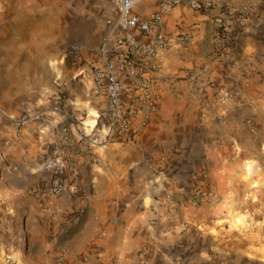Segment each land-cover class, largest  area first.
I'll return each instance as SVG.
<instances>
[{"label": "crops", "instance_id": "1", "mask_svg": "<svg viewBox=\"0 0 264 264\" xmlns=\"http://www.w3.org/2000/svg\"><path fill=\"white\" fill-rule=\"evenodd\" d=\"M186 1L163 16L162 31L169 37L186 34L188 40L169 41L149 64L156 108H140L132 120V136L109 133V104L93 94L87 69L69 67L56 80L54 101L25 127L18 129L5 113L0 264L4 256L15 264H55L58 255L63 264H136L142 247L152 249L156 264H215L220 253L228 254L229 264H238L240 254L249 253L238 248L224 252L218 227L222 208L216 209L214 199L189 200L185 191L190 172L204 168L210 191L220 193L231 160L247 156L239 150L247 123L264 115L258 64L264 52V0H218L206 12L189 8ZM28 2L0 0V23L7 21L5 16L29 14ZM95 3L105 15L99 25L102 38L109 30L106 18L117 12L111 0ZM242 7L249 9L246 16L227 17L231 50L218 59L221 44L213 17ZM157 9V2H141L134 12L147 18ZM98 38L78 44L84 60L95 65L102 64ZM118 51L110 46L109 56ZM66 115L78 122L77 129L71 128L69 148L75 173L66 171V190L51 197L42 193L52 182L42 163L60 125L69 124ZM168 195L176 203L174 223L168 219ZM182 223L188 227L180 232Z\"/></svg>", "mask_w": 264, "mask_h": 264}, {"label": "rangeland", "instance_id": "2", "mask_svg": "<svg viewBox=\"0 0 264 264\" xmlns=\"http://www.w3.org/2000/svg\"><path fill=\"white\" fill-rule=\"evenodd\" d=\"M95 2L29 0V14L5 16L0 23V138H6L3 117L35 115L54 101L56 80L69 69L64 53L70 45L101 40L105 15ZM246 131L239 150L247 156L231 160L224 187L217 195L210 191L208 199L222 208L218 227L224 252L247 249L238 264H264V115L249 121ZM227 256L220 253L215 264H229ZM12 261L3 257L4 264Z\"/></svg>", "mask_w": 264, "mask_h": 264}, {"label": "built area", "instance_id": "3", "mask_svg": "<svg viewBox=\"0 0 264 264\" xmlns=\"http://www.w3.org/2000/svg\"><path fill=\"white\" fill-rule=\"evenodd\" d=\"M116 8L114 18H106L105 24L109 30L102 36L99 52L102 64L95 65L83 58L78 44L70 45L64 54L68 66L79 71L90 70L92 73V91L95 96L103 97L109 104V133L118 136L130 137L133 135L132 120L142 106H147L150 112L156 108L153 88L155 80L148 74V66L158 54L167 49L169 41L185 43L186 34L177 33L169 37L162 31V18L172 8L180 4L181 0H111ZM157 2L158 9L147 18H142L134 12V7L141 2ZM189 8L206 12L215 9L218 0H187ZM248 7L239 10H222L213 17L217 29V38L220 42L216 54L218 59L227 58L231 50L233 35L229 30L227 17L232 14L243 18L248 14ZM137 33L145 38L140 41ZM119 48L113 56H109V47ZM259 76L264 81V52L258 56ZM206 84H209L206 81ZM227 96H229L227 94ZM57 100L62 99L57 94ZM68 123L61 124L54 145L42 163V169L52 178L51 185L42 191L47 196H58L66 190L63 175L66 171L75 173L74 154L69 150L72 130L77 129L78 122L73 117L65 116ZM17 128H23L30 122L38 119L35 114H25L19 118H9ZM91 142V141H90ZM92 143V142H91ZM191 184L186 189V197L194 202L207 200L211 196L207 183L206 169H195L190 172ZM171 222H175L172 214L176 211V203L170 195L166 196ZM188 224L179 225V231L187 229ZM136 264H156L152 249L142 247L136 255ZM10 259H6L9 263ZM55 264H63V257L56 256ZM13 264V261L11 262Z\"/></svg>", "mask_w": 264, "mask_h": 264}]
</instances>
